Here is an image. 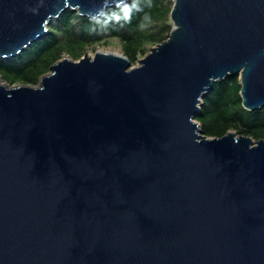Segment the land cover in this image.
Wrapping results in <instances>:
<instances>
[{"label": "water", "instance_id": "1", "mask_svg": "<svg viewBox=\"0 0 264 264\" xmlns=\"http://www.w3.org/2000/svg\"><path fill=\"white\" fill-rule=\"evenodd\" d=\"M102 4L0 0V58ZM170 21L136 66L97 49L0 76V264H264V139L196 121L227 76L264 106V0H173Z\"/></svg>", "mask_w": 264, "mask_h": 264}, {"label": "trees", "instance_id": "2", "mask_svg": "<svg viewBox=\"0 0 264 264\" xmlns=\"http://www.w3.org/2000/svg\"><path fill=\"white\" fill-rule=\"evenodd\" d=\"M136 4L139 7L133 9L129 22L106 27L92 23L89 16L67 9L52 18L47 32L20 54L0 58V76L9 84L37 85L40 77L63 55L77 60L87 48L107 44L111 38L122 42L125 54L134 65L150 46L169 37L173 0H136ZM145 16L148 21L141 27ZM240 89L239 76H227L215 81L213 88L207 91L196 115L205 135L221 137L228 130H236L256 140L264 139V106L256 110L244 108Z\"/></svg>", "mask_w": 264, "mask_h": 264}, {"label": "clouds", "instance_id": "3", "mask_svg": "<svg viewBox=\"0 0 264 264\" xmlns=\"http://www.w3.org/2000/svg\"><path fill=\"white\" fill-rule=\"evenodd\" d=\"M136 0H132L131 3L126 2V0H103V4L95 12L89 14V19L92 23L101 26H108L111 24H120L123 22H129L131 19V14L134 8L138 9ZM148 17H144V21L141 27L146 26Z\"/></svg>", "mask_w": 264, "mask_h": 264}, {"label": "rangeland", "instance_id": "4", "mask_svg": "<svg viewBox=\"0 0 264 264\" xmlns=\"http://www.w3.org/2000/svg\"><path fill=\"white\" fill-rule=\"evenodd\" d=\"M171 22V21H170ZM102 47H105V48H118L119 50H121V51H124V48H123V44H122V42L119 40V39H117V38H111V39H109V41H108V43L107 44H98V45H96V46H92V47H89V48H87L86 49V51L85 52H87L88 53V55L89 56H93L94 55V53H95V51L97 50V49H100V48H102ZM151 47V46H150ZM149 47V48H150ZM84 52V53H85ZM65 56H68V57H70L69 55H67V54H65ZM143 56H141L140 58H142ZM139 58V59H140ZM138 59V60H139ZM78 60V59H77ZM136 65H138V61L133 65V66H136ZM18 84H20V83H15V85H18Z\"/></svg>", "mask_w": 264, "mask_h": 264}, {"label": "bare ground", "instance_id": "5", "mask_svg": "<svg viewBox=\"0 0 264 264\" xmlns=\"http://www.w3.org/2000/svg\"><path fill=\"white\" fill-rule=\"evenodd\" d=\"M99 51H102V52H108V51H112V52H116V53H122L123 51L119 50L118 48H105V47H102L99 49Z\"/></svg>", "mask_w": 264, "mask_h": 264}]
</instances>
